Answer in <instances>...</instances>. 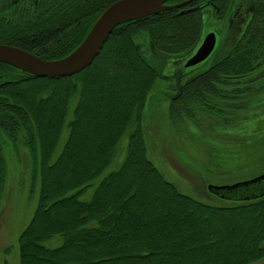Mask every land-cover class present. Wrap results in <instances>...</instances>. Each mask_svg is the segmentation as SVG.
Here are the masks:
<instances>
[{
	"label": "trees",
	"instance_id": "16d2710c",
	"mask_svg": "<svg viewBox=\"0 0 264 264\" xmlns=\"http://www.w3.org/2000/svg\"><path fill=\"white\" fill-rule=\"evenodd\" d=\"M115 1L15 6L0 13V43L45 59L65 57ZM200 11L172 8L119 24L92 64L73 75L39 77L0 62V198L8 145L28 150L33 184H40L19 237V264H264V197L207 203L180 190L149 156L150 91L169 77L170 60L179 64L202 38ZM259 27L183 84L170 103L171 118H192L202 108L213 117L229 115L230 101L241 98L229 95L239 85L233 78L254 77L264 66ZM127 131L125 157L106 173ZM100 177L92 197L82 199ZM56 236L60 241L48 245Z\"/></svg>",
	"mask_w": 264,
	"mask_h": 264
},
{
	"label": "rangeland",
	"instance_id": "374dc122",
	"mask_svg": "<svg viewBox=\"0 0 264 264\" xmlns=\"http://www.w3.org/2000/svg\"><path fill=\"white\" fill-rule=\"evenodd\" d=\"M204 21V34L220 28L214 17L205 16ZM218 34L214 57L204 64L218 61L230 48L232 40L227 38L232 34L229 26ZM50 41L47 38L43 43ZM202 41L203 38L195 44L185 60L196 53ZM174 59L164 68L169 77L158 80L150 91L144 109V132L149 156L165 177L184 193L211 204L225 203L209 191V185L234 184L264 173V76L246 79L241 98L230 101L234 108L227 117H213L202 108L194 109L192 118L183 115L181 118L174 116L173 119L169 114L170 103L178 99L181 87L191 79L185 81L181 73L176 77L177 71L183 65L185 72H192V69H186L189 67L186 62L183 64L185 60L178 64ZM68 133L69 128L66 127L60 146ZM128 138L129 131L121 139L117 154L106 173L121 165ZM7 154L8 176L0 198V264H19V237L33 217L40 184L39 181L33 184L32 158L26 148L21 145L16 149L8 145ZM100 180L101 177L82 199L92 197ZM59 241L60 237L56 236L47 244L53 245V242Z\"/></svg>",
	"mask_w": 264,
	"mask_h": 264
},
{
	"label": "water",
	"instance_id": "95a60500",
	"mask_svg": "<svg viewBox=\"0 0 264 264\" xmlns=\"http://www.w3.org/2000/svg\"><path fill=\"white\" fill-rule=\"evenodd\" d=\"M169 0H117L97 18L84 40L70 54L58 59H45L11 44L0 43V62L10 64L39 77L69 76L90 66L101 52L113 29L121 23L171 9ZM217 34L208 33L186 66L206 60L215 49ZM210 191L223 199L248 201L264 197V173L249 180L229 185H209Z\"/></svg>",
	"mask_w": 264,
	"mask_h": 264
},
{
	"label": "flooded vegetation",
	"instance_id": "af4514ba",
	"mask_svg": "<svg viewBox=\"0 0 264 264\" xmlns=\"http://www.w3.org/2000/svg\"><path fill=\"white\" fill-rule=\"evenodd\" d=\"M32 2L36 5L38 0H0V11L6 12L11 10L15 6L24 7L25 4H29ZM167 4L175 5L172 8H180L181 13H183L184 10L187 9L188 7L189 9H197V11L201 10L200 13L202 12V19L204 25H205V21H204L205 16H207L208 18L214 17L217 20L218 24H220V28L216 30H209L208 32H206L204 36H202L203 40L205 36L210 32H215L217 34V40H218V35H219L218 33H220L221 30L223 29H227V27L229 26L230 33L232 34V36L230 35V37L228 36L227 38L230 39V41L232 40L230 43V48L227 50L229 51V53L231 52L230 50L234 46V43L240 37H241L240 40H242V38L246 39L247 36L253 33V31L256 29V26H260L259 29L260 28L264 29V0H180L172 3L168 2ZM203 33H204V29H203ZM213 52L206 60L195 65L196 67L194 66L186 67V69L187 68L192 69L191 73H188L187 71L185 72V70L183 69L184 67L181 64L182 66L180 67L181 68L180 76H182L184 73H187L188 75L183 76V79H185V81H187L190 77L191 79H194V74L196 71L198 70L200 71L206 67H210V65L216 62L215 61L208 65L204 64L208 61L211 62V59L214 57L212 56ZM229 53L227 52L226 55H228ZM193 55L194 53L192 54V56ZM184 60H182L181 62H183ZM186 61L188 60H185L183 64H185ZM182 70L184 72H182ZM256 76H257L256 79H259L261 76H264V66L262 69H260V72L257 73ZM233 79H234L233 82H235L236 84L239 83V85L236 86L235 90L230 91L229 95L240 98L244 90L243 84L246 81L247 76H237ZM177 90H178V86H176V91ZM180 93H182V91Z\"/></svg>",
	"mask_w": 264,
	"mask_h": 264
}]
</instances>
